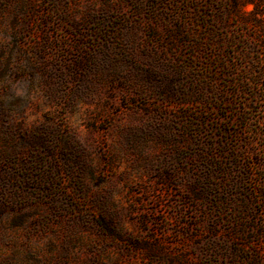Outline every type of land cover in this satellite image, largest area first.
<instances>
[{
	"label": "rangeland",
	"instance_id": "rangeland-1",
	"mask_svg": "<svg viewBox=\"0 0 264 264\" xmlns=\"http://www.w3.org/2000/svg\"><path fill=\"white\" fill-rule=\"evenodd\" d=\"M231 2L0 0V264H264V0Z\"/></svg>",
	"mask_w": 264,
	"mask_h": 264
},
{
	"label": "trees",
	"instance_id": "trees-1",
	"mask_svg": "<svg viewBox=\"0 0 264 264\" xmlns=\"http://www.w3.org/2000/svg\"><path fill=\"white\" fill-rule=\"evenodd\" d=\"M250 4H252V5H255V0H232V2L229 4V6L230 7H232V8H235V7H238L239 5L240 6H245V5H250ZM0 185H2V180L0 179ZM2 187H4L3 185H2ZM1 194V193H0ZM2 196H1V201L2 200H4V194H1Z\"/></svg>",
	"mask_w": 264,
	"mask_h": 264
}]
</instances>
